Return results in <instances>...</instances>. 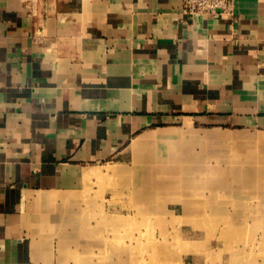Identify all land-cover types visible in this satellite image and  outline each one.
<instances>
[{
	"label": "crops",
	"instance_id": "1",
	"mask_svg": "<svg viewBox=\"0 0 264 264\" xmlns=\"http://www.w3.org/2000/svg\"><path fill=\"white\" fill-rule=\"evenodd\" d=\"M185 130L264 140V0H0V264H57L54 197Z\"/></svg>",
	"mask_w": 264,
	"mask_h": 264
},
{
	"label": "rangeland",
	"instance_id": "2",
	"mask_svg": "<svg viewBox=\"0 0 264 264\" xmlns=\"http://www.w3.org/2000/svg\"><path fill=\"white\" fill-rule=\"evenodd\" d=\"M189 132L57 194L45 228L56 263L264 264L263 138L215 147Z\"/></svg>",
	"mask_w": 264,
	"mask_h": 264
},
{
	"label": "built area",
	"instance_id": "3",
	"mask_svg": "<svg viewBox=\"0 0 264 264\" xmlns=\"http://www.w3.org/2000/svg\"><path fill=\"white\" fill-rule=\"evenodd\" d=\"M231 4L232 0H181L183 13L213 17L229 13Z\"/></svg>",
	"mask_w": 264,
	"mask_h": 264
},
{
	"label": "bare ground",
	"instance_id": "4",
	"mask_svg": "<svg viewBox=\"0 0 264 264\" xmlns=\"http://www.w3.org/2000/svg\"><path fill=\"white\" fill-rule=\"evenodd\" d=\"M172 131L173 130H165V132L163 133V135H162L161 138H164V137H167V136L169 137V135L171 134ZM139 145H140V143H139V140L138 139L132 144L133 148H135V147L137 148V147H139ZM90 173L91 172L87 170L86 173H85V175L90 174Z\"/></svg>",
	"mask_w": 264,
	"mask_h": 264
}]
</instances>
